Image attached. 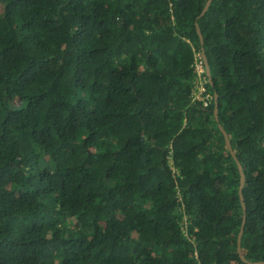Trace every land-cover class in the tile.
<instances>
[{"label": "trees", "instance_id": "1", "mask_svg": "<svg viewBox=\"0 0 264 264\" xmlns=\"http://www.w3.org/2000/svg\"><path fill=\"white\" fill-rule=\"evenodd\" d=\"M206 2L0 0V264L264 262V0Z\"/></svg>", "mask_w": 264, "mask_h": 264}, {"label": "water", "instance_id": "2", "mask_svg": "<svg viewBox=\"0 0 264 264\" xmlns=\"http://www.w3.org/2000/svg\"><path fill=\"white\" fill-rule=\"evenodd\" d=\"M211 2H212V0H207V2H206L205 6H204V8H203V10H202V12L200 14V17L203 16L206 13V11L208 10ZM197 32H198V35H199V38H200V44H201V47H202L201 48V55H202V59H203L205 70H206V76H207V78L209 80H212L211 69H210L206 54H205L204 47H203V45H204L203 35H202L199 27H197ZM214 104H215L214 113H215L216 119L218 120V96H215ZM219 128H220L221 132L223 133V136H224V139H225V143H226V146H227L229 152L231 153L233 158L236 159V161H237V165H238L239 172H240L239 194H240V200H241V203H242V207H243V210H244L243 221H242L241 229H240V232L238 234V239H237V250H238V252H240L241 237H242V234H243V231H244V227H245V223H246V213H245L246 207H245V203H244V199H243V193H242L243 184H244V172H243L242 166L240 165L239 161L236 158V155H235L234 150L232 148V145H231V142H230V139H229V136H228L227 132L224 130V128L220 124H219ZM243 260H245V259L243 258ZM249 263L250 264H264V262H249Z\"/></svg>", "mask_w": 264, "mask_h": 264}, {"label": "built area", "instance_id": "3", "mask_svg": "<svg viewBox=\"0 0 264 264\" xmlns=\"http://www.w3.org/2000/svg\"><path fill=\"white\" fill-rule=\"evenodd\" d=\"M195 71L199 77V84H198L197 92L195 94V99L203 101L204 106H208L209 100L211 99L212 96L209 93H207L204 85L206 82V79L204 77V74H206V70L201 53L197 54V58L195 62Z\"/></svg>", "mask_w": 264, "mask_h": 264}, {"label": "rangeland", "instance_id": "4", "mask_svg": "<svg viewBox=\"0 0 264 264\" xmlns=\"http://www.w3.org/2000/svg\"><path fill=\"white\" fill-rule=\"evenodd\" d=\"M134 238H135V235H134V234H132V235H130V238H129V239H130L131 241H133V242H134Z\"/></svg>", "mask_w": 264, "mask_h": 264}]
</instances>
